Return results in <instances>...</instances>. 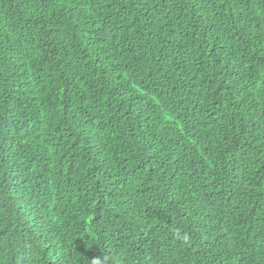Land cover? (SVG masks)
<instances>
[{
    "label": "trees",
    "instance_id": "16d2710c",
    "mask_svg": "<svg viewBox=\"0 0 264 264\" xmlns=\"http://www.w3.org/2000/svg\"><path fill=\"white\" fill-rule=\"evenodd\" d=\"M0 264H264V0H0Z\"/></svg>",
    "mask_w": 264,
    "mask_h": 264
}]
</instances>
